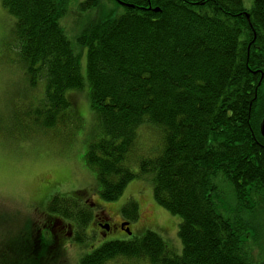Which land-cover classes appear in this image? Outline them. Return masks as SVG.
<instances>
[{
	"label": "trees",
	"instance_id": "1",
	"mask_svg": "<svg viewBox=\"0 0 264 264\" xmlns=\"http://www.w3.org/2000/svg\"><path fill=\"white\" fill-rule=\"evenodd\" d=\"M114 1L124 7L120 15L92 19L76 37L86 49L84 83L60 25L68 0H0L14 20L26 83L44 88L37 107L23 99L12 105L1 131L67 137L70 93L87 85L103 137L84 161L101 198L115 201L130 181L146 180L154 201L180 218V256L147 231L106 242L78 264H258L246 246L252 223L241 214L253 215L264 200V0L248 9L242 0ZM100 3L85 0L79 8ZM145 127L159 143L132 172L129 154ZM229 191L233 210L223 209ZM80 206L53 196L46 212L72 223L73 242L83 244L92 211ZM121 214L136 219L137 204L128 202ZM36 245L43 250V242Z\"/></svg>",
	"mask_w": 264,
	"mask_h": 264
},
{
	"label": "rangeland",
	"instance_id": "2",
	"mask_svg": "<svg viewBox=\"0 0 264 264\" xmlns=\"http://www.w3.org/2000/svg\"><path fill=\"white\" fill-rule=\"evenodd\" d=\"M83 1L68 0L60 25L79 57L80 73L86 83V49L78 45L76 37L92 19L115 17L124 11V7L114 0H101L98 7L82 11L79 6ZM242 2L244 8L251 7V0ZM13 27V17L0 3V122L17 101L23 99V103L37 107L40 97H44L43 87L30 90L26 83L27 78L14 50ZM86 90L87 85L82 91L68 92L73 104L70 112L73 125L67 137H48L37 133L27 137L20 136V133L9 135L1 131L0 124V264H78L80 258L106 242L129 241L147 231L159 235L171 253L181 255L182 245L178 237L180 218L154 201L148 181H130L115 201L101 198L95 171L88 169L84 161L89 145L103 137ZM3 124H7V117ZM140 131L141 137L129 154L132 172L138 171L139 159L155 156L159 143L158 135H152L154 130L150 127ZM227 190H231L229 186ZM53 196L72 199L78 206L91 209L92 213L88 211L92 220L86 228L87 236L83 244L65 236L68 227L74 231L72 223L46 212V204ZM131 201L137 204L138 215L129 221L131 234L128 235L122 230L121 225L125 221L121 208ZM222 203L223 209L233 210L235 201L231 191ZM258 205L253 215L245 212L241 217L252 223L246 246L253 262L259 264L264 262V200ZM96 214L99 217L102 214L111 225L112 229L104 236L95 223ZM58 232H61V241ZM36 241L39 245L43 242V250L36 247ZM58 243L61 244L58 246Z\"/></svg>",
	"mask_w": 264,
	"mask_h": 264
},
{
	"label": "flooded vegetation",
	"instance_id": "3",
	"mask_svg": "<svg viewBox=\"0 0 264 264\" xmlns=\"http://www.w3.org/2000/svg\"><path fill=\"white\" fill-rule=\"evenodd\" d=\"M101 217H99L97 214L94 216L96 220V224L99 226V232L101 235H105L106 232L110 231L111 225L109 224V220L105 218L104 216L102 217V214H100ZM47 226H48V221H47ZM50 228V226H48ZM120 227V226H119ZM116 228V227H115ZM52 229V228H51ZM39 233V232H38ZM65 236L70 237V232L65 233ZM61 237V232H58V238L60 239Z\"/></svg>",
	"mask_w": 264,
	"mask_h": 264
},
{
	"label": "water",
	"instance_id": "4",
	"mask_svg": "<svg viewBox=\"0 0 264 264\" xmlns=\"http://www.w3.org/2000/svg\"><path fill=\"white\" fill-rule=\"evenodd\" d=\"M260 133H261L262 137L264 138V117H263L261 124H260ZM125 225L128 226V223H126ZM125 232L127 234H130L128 229H125Z\"/></svg>",
	"mask_w": 264,
	"mask_h": 264
}]
</instances>
